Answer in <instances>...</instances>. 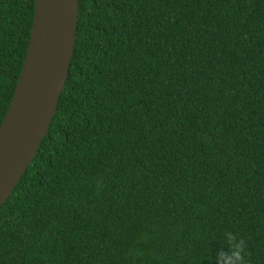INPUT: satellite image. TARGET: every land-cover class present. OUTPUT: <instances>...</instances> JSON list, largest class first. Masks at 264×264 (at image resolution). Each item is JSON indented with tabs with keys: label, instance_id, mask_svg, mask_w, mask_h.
Instances as JSON below:
<instances>
[{
	"label": "trees",
	"instance_id": "1",
	"mask_svg": "<svg viewBox=\"0 0 264 264\" xmlns=\"http://www.w3.org/2000/svg\"><path fill=\"white\" fill-rule=\"evenodd\" d=\"M34 11L0 0V126ZM235 244L264 264V0H79L0 264H226Z\"/></svg>",
	"mask_w": 264,
	"mask_h": 264
},
{
	"label": "water",
	"instance_id": "2",
	"mask_svg": "<svg viewBox=\"0 0 264 264\" xmlns=\"http://www.w3.org/2000/svg\"><path fill=\"white\" fill-rule=\"evenodd\" d=\"M79 0H35L27 53L0 126V207L48 133L74 53Z\"/></svg>",
	"mask_w": 264,
	"mask_h": 264
},
{
	"label": "clouds",
	"instance_id": "3",
	"mask_svg": "<svg viewBox=\"0 0 264 264\" xmlns=\"http://www.w3.org/2000/svg\"><path fill=\"white\" fill-rule=\"evenodd\" d=\"M228 239L231 242L234 238L231 236V234H228ZM241 251H242V244H235L233 247V252L230 257V261L226 262V264H243L242 261V256H241Z\"/></svg>",
	"mask_w": 264,
	"mask_h": 264
}]
</instances>
